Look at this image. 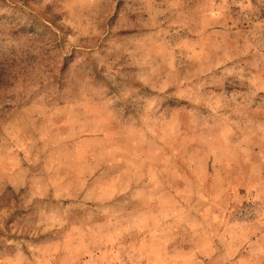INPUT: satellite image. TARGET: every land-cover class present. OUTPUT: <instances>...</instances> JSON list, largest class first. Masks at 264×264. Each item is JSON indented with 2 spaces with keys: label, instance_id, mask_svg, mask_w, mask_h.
Wrapping results in <instances>:
<instances>
[{
  "label": "rangeland",
  "instance_id": "obj_1",
  "mask_svg": "<svg viewBox=\"0 0 264 264\" xmlns=\"http://www.w3.org/2000/svg\"><path fill=\"white\" fill-rule=\"evenodd\" d=\"M0 264H264V0H0Z\"/></svg>",
  "mask_w": 264,
  "mask_h": 264
},
{
  "label": "trees",
  "instance_id": "obj_2",
  "mask_svg": "<svg viewBox=\"0 0 264 264\" xmlns=\"http://www.w3.org/2000/svg\"><path fill=\"white\" fill-rule=\"evenodd\" d=\"M0 64H2V63H0Z\"/></svg>",
  "mask_w": 264,
  "mask_h": 264
}]
</instances>
